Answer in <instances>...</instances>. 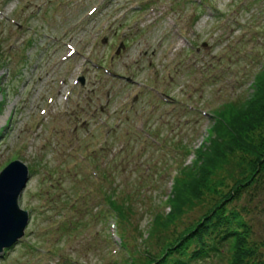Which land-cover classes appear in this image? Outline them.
Returning <instances> with one entry per match:
<instances>
[{
  "label": "rangeland",
  "instance_id": "obj_1",
  "mask_svg": "<svg viewBox=\"0 0 264 264\" xmlns=\"http://www.w3.org/2000/svg\"><path fill=\"white\" fill-rule=\"evenodd\" d=\"M263 64L264 0H0V171L14 160L29 170L17 199L28 222L0 264H140L157 254L251 173L250 155L228 153L211 174L214 192L149 231ZM262 133L264 121L248 138ZM231 201L226 210L245 224L243 262L259 264L264 173ZM234 251L225 242L192 264H230Z\"/></svg>",
  "mask_w": 264,
  "mask_h": 264
},
{
  "label": "trees",
  "instance_id": "obj_2",
  "mask_svg": "<svg viewBox=\"0 0 264 264\" xmlns=\"http://www.w3.org/2000/svg\"><path fill=\"white\" fill-rule=\"evenodd\" d=\"M196 6L200 8L199 5ZM263 65L260 72L253 79L254 83L252 82V84H254V87L249 98L237 106L232 105L224 115H220V122L218 121V126L214 130L216 137L202 151L199 162L194 163L190 171L183 170L177 183V180L174 181L175 186L173 184L172 192L174 194L167 203L169 211L165 215H160L159 219L155 220L156 217H152L149 231L157 232L156 226L159 225L161 227L169 226L182 213L184 205L200 199L204 193L214 192V188L211 186V174L228 153L239 150L250 155L249 168L251 173L248 177H242L226 191L220 193L219 197L196 222L177 232L173 239L164 242L157 254L150 255L146 253L143 258L144 261L140 264H192L201 258L215 255L220 245L225 244V242L234 244L235 251L230 264H245L243 260L249 254L241 247L242 242L245 240V232H243L245 224L240 219L237 211H233V209L227 211L225 207L226 204L232 202L231 200L238 197L239 189L250 181L251 176L257 177L264 173V133L259 136L256 142L248 138L249 134L264 121ZM224 134H227V136L225 137ZM93 166L96 167V165ZM106 198L105 204H107L108 210L112 209L121 219L114 208L116 205L112 199L113 195L109 193ZM167 200H169V197ZM80 202L84 204L85 200L80 199ZM69 222L67 224L71 225V221ZM59 228L63 229L64 227L60 226ZM119 239L122 241L120 236ZM192 242L196 244L190 246ZM31 249L35 254L38 253L34 244ZM129 253L126 257L131 258V251ZM135 257L134 255L131 261ZM2 260L3 257L0 261ZM62 260H59V264H61L60 262L62 264H72L73 262V258L70 256ZM122 262L126 264L125 260H122ZM259 264H264V261L259 262Z\"/></svg>",
  "mask_w": 264,
  "mask_h": 264
},
{
  "label": "water",
  "instance_id": "obj_3",
  "mask_svg": "<svg viewBox=\"0 0 264 264\" xmlns=\"http://www.w3.org/2000/svg\"><path fill=\"white\" fill-rule=\"evenodd\" d=\"M27 179L28 169L19 160L0 171V252L22 236L27 224V212L17 204Z\"/></svg>",
  "mask_w": 264,
  "mask_h": 264
},
{
  "label": "flooded vegetation",
  "instance_id": "obj_4",
  "mask_svg": "<svg viewBox=\"0 0 264 264\" xmlns=\"http://www.w3.org/2000/svg\"><path fill=\"white\" fill-rule=\"evenodd\" d=\"M113 34H115V33H113ZM163 94H164L165 96H167L165 93H163ZM163 94H162V95H163ZM136 98H137V96H134V98H133L134 101L136 100Z\"/></svg>",
  "mask_w": 264,
  "mask_h": 264
}]
</instances>
